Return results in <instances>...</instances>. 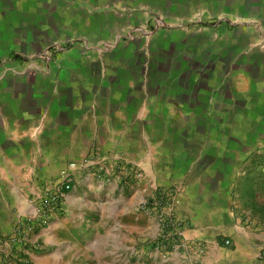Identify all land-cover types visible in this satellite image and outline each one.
I'll use <instances>...</instances> for the list:
<instances>
[{"label":"crops","instance_id":"0c3cea01","mask_svg":"<svg viewBox=\"0 0 264 264\" xmlns=\"http://www.w3.org/2000/svg\"><path fill=\"white\" fill-rule=\"evenodd\" d=\"M93 158L143 176L79 173L28 264H264V226L236 219L264 190V0H0V240L38 186ZM160 188L203 258H132L159 232L134 209Z\"/></svg>","mask_w":264,"mask_h":264},{"label":"built area","instance_id":"2783aa9c","mask_svg":"<svg viewBox=\"0 0 264 264\" xmlns=\"http://www.w3.org/2000/svg\"><path fill=\"white\" fill-rule=\"evenodd\" d=\"M58 49L52 48L43 55L45 60L51 61ZM79 173H90L107 182H122L118 173L108 172L104 166H97L96 161L86 163H69L49 183L44 184L35 192L28 203L29 209L22 215L15 227L8 234L2 235L0 240V261H19L28 264L27 250L32 244V236L51 224L57 215L67 212L66 202L68 195L74 187L75 179ZM143 171L134 167L127 176L132 180H140ZM177 197L174 190L163 189L153 200H144L140 209L155 217L159 224L157 248L162 250L192 252L198 256L208 253V244L203 240H189L185 237L190 221L176 215ZM230 244V241H226ZM169 253H165L167 257Z\"/></svg>","mask_w":264,"mask_h":264},{"label":"rangeland","instance_id":"374dc122","mask_svg":"<svg viewBox=\"0 0 264 264\" xmlns=\"http://www.w3.org/2000/svg\"><path fill=\"white\" fill-rule=\"evenodd\" d=\"M48 51H50V50H48ZM91 160L92 161H96L97 162V166H100V165L103 164L102 166H104L105 169L108 172H110V173H116L117 172L118 175H121V177L123 178V181L120 184H122V185H129V184H132L133 182L138 181V180L129 179L127 177L129 175V171H131L132 167H131V165L127 164L126 162H123L122 161V162L119 163L115 159L114 160L115 161V165H114V167L111 168L108 165H105L104 163L101 164L98 161L97 158H93ZM119 160H122V159L119 158L118 161ZM83 175H90V173H85ZM95 178L98 179V177H95ZM75 181H76V179H75ZM38 187L40 189V186H38ZM163 189H165V188L158 189L154 195H152L150 198H146V199L147 200H153L156 196H158L160 194V192ZM33 195L34 194H32L29 197V199L27 200V205H28V203L31 200V198H32ZM259 197H260V199H259L260 202H258V203H256V202H248V203H245L244 204L242 210L240 209V207H238L236 209V210H239V211H237L238 212V216L236 217L238 227L247 229L249 227H255L256 228V227H259V226H264V190L262 191V193H260V196ZM146 199H144V200H146ZM140 204L134 209V213L135 212L136 213H144L140 209ZM21 216L22 215L19 216L17 222L19 221V219H20ZM17 222L13 225V228L15 227V225L17 224ZM39 232L40 231H38V233ZM157 237H158V235H156L154 238H149V239L142 238L138 242V244L136 245V248H135V251H134V254H133L132 258L133 259H136L138 257L146 258V254L147 253H151V252H159V254L161 255L160 258H162V256L165 257L164 254L168 252L169 255L166 258L171 257L173 255V253H174V249L162 250V249L157 248V244H156ZM227 237L228 236H221V238L225 241V245L226 246H230L231 245V242L228 245L226 244V241H230V240H228ZM208 246H209V244H208ZM182 253H185V252H182ZM185 254L187 256L188 255H191V256H194V257H197V258H203L204 257V256H198V255H196V254H194L192 252H186Z\"/></svg>","mask_w":264,"mask_h":264}]
</instances>
